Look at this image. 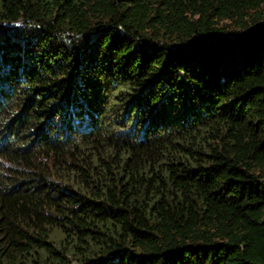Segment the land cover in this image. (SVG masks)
I'll use <instances>...</instances> for the list:
<instances>
[{
  "label": "trees",
  "instance_id": "obj_1",
  "mask_svg": "<svg viewBox=\"0 0 264 264\" xmlns=\"http://www.w3.org/2000/svg\"><path fill=\"white\" fill-rule=\"evenodd\" d=\"M72 261L264 264V0H0V264Z\"/></svg>",
  "mask_w": 264,
  "mask_h": 264
},
{
  "label": "rangeland",
  "instance_id": "obj_2",
  "mask_svg": "<svg viewBox=\"0 0 264 264\" xmlns=\"http://www.w3.org/2000/svg\"><path fill=\"white\" fill-rule=\"evenodd\" d=\"M30 27H33V26H30ZM17 28H19V26ZM72 262H73V264H75L74 261H72Z\"/></svg>",
  "mask_w": 264,
  "mask_h": 264
}]
</instances>
